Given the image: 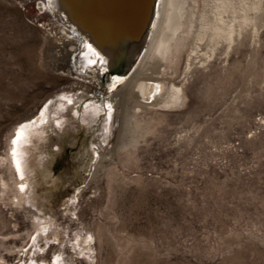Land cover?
Here are the masks:
<instances>
[{
    "label": "rangeland",
    "instance_id": "1",
    "mask_svg": "<svg viewBox=\"0 0 264 264\" xmlns=\"http://www.w3.org/2000/svg\"><path fill=\"white\" fill-rule=\"evenodd\" d=\"M180 1L165 55L166 1L138 73L88 93L81 18L0 0V264H264V0ZM161 71L180 106L139 102Z\"/></svg>",
    "mask_w": 264,
    "mask_h": 264
},
{
    "label": "bare ground",
    "instance_id": "2",
    "mask_svg": "<svg viewBox=\"0 0 264 264\" xmlns=\"http://www.w3.org/2000/svg\"><path fill=\"white\" fill-rule=\"evenodd\" d=\"M57 1L61 4V6L65 7L64 10H66L65 11L66 15L70 17L72 21L73 19L81 18V25L79 26L82 27L83 28L82 30L84 31H79L78 29L79 27L77 28L78 31L75 28H71L70 31H68V34L70 36L68 37L69 41L67 45L69 44L70 47L68 46L69 49L66 52V56L69 58V64L71 62V67L73 68L72 70L73 74L79 76L80 78L83 77L89 78V80L91 81L90 84L91 87L89 85H85V83H80L81 81L77 82L79 80L75 82L76 84L77 83L83 84L81 85V87H85L86 89H82V90L88 93H94L97 92V89H104V88H107L109 91H112L113 87L118 81H123L125 88V86L131 81V79L135 76V74L138 73L141 66L140 59L141 56H143L146 39L148 38L149 35L152 34L156 22L159 21L158 23L159 25L161 23L160 22L162 18V9H161L162 7H160L161 2H164L165 4L166 1L168 6V11L166 13V18L164 22V30L162 32V36L159 40V45L158 48L156 49L155 54L160 56L164 54L166 48L169 46L168 33L170 31H176L181 16L180 0H57ZM227 2L228 1L226 0L222 1L221 4L222 8L229 6ZM32 4H37L41 6V10L37 14L38 19L44 20L51 17L50 9L48 8L49 7L48 4H50V2L48 3V0H30L29 6ZM51 13L53 12L51 11ZM220 19H218L217 21L219 23H223L221 21L222 19L221 20ZM119 23H123L124 25H126L124 26L125 30L128 33L130 39L133 40L131 41L132 49H133V54H132L133 57L130 60L128 67H126L127 68L126 72L122 76L111 77L110 75H108L107 67L111 62L116 50L114 33ZM88 30L94 33V34L91 33L95 36L94 40L92 41L91 39L90 40L85 39L86 37L84 38L82 35V32L85 33V31ZM230 30L231 29L227 28V30L224 31V29L217 27L213 34L217 36L222 35L224 36V38L227 39L230 36V34L233 33ZM157 31L154 34L155 39H156ZM234 34H236V32ZM152 42H154V40ZM66 74L70 75L71 73L69 71L66 72ZM163 80L164 77L162 71L157 73L156 78H152V75L151 77L149 75L143 76L136 83L134 89V91L136 92V96L140 99L139 102L149 103L150 105H155L161 108H169V107L172 108V107L180 106V103L183 100L182 92H181L182 88L180 89V86H175L173 84H171L170 86H166L162 84L161 81ZM115 96L116 95H114V93L111 92L107 99H110L112 102H116L117 99L115 98ZM78 100L79 99L76 98L74 102L77 103ZM67 101L69 103L71 102L70 100ZM101 103L102 102L99 100L93 101V105L97 106L101 111H103L104 108L102 107ZM104 104L106 105V107L110 108V104H108L107 102H104ZM24 144L25 143L19 145L22 146Z\"/></svg>",
    "mask_w": 264,
    "mask_h": 264
},
{
    "label": "water",
    "instance_id": "3",
    "mask_svg": "<svg viewBox=\"0 0 264 264\" xmlns=\"http://www.w3.org/2000/svg\"><path fill=\"white\" fill-rule=\"evenodd\" d=\"M126 25L119 23L115 29L114 38L116 43V50L111 62L107 67L108 75L111 77L122 76L128 67L130 60L132 59V39L128 36L125 30Z\"/></svg>",
    "mask_w": 264,
    "mask_h": 264
},
{
    "label": "snow or ice",
    "instance_id": "4",
    "mask_svg": "<svg viewBox=\"0 0 264 264\" xmlns=\"http://www.w3.org/2000/svg\"><path fill=\"white\" fill-rule=\"evenodd\" d=\"M34 123V122H33ZM17 139H19V134H18V136H17ZM16 141H14V143H15Z\"/></svg>",
    "mask_w": 264,
    "mask_h": 264
}]
</instances>
